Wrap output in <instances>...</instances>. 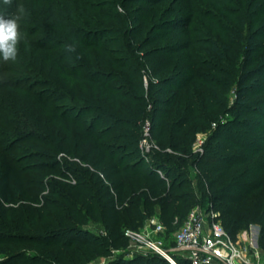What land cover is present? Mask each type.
<instances>
[{"label":"trees","instance_id":"1","mask_svg":"<svg viewBox=\"0 0 264 264\" xmlns=\"http://www.w3.org/2000/svg\"><path fill=\"white\" fill-rule=\"evenodd\" d=\"M33 1L43 5L42 19L20 26L29 37L21 42L26 56L12 65L0 59V264H92L126 248L125 230L142 228L152 216L170 235L193 207L208 204L233 238L258 226L263 253L261 26H250L241 42L245 18L239 25L226 13L234 26L220 27L202 15L216 35L195 40L190 0L184 16L170 19L172 12L162 24L122 6L167 0H59L67 15L58 0ZM107 6L108 14L99 11ZM2 9L5 18L16 16ZM166 33L183 40L151 49ZM113 37L120 40L104 47ZM237 44L242 58L231 75L221 65ZM232 85L243 112L221 123V115L237 109L227 110ZM243 113L248 120L238 118ZM146 120L160 150L145 157L139 142ZM208 130L194 154L197 136ZM139 261L171 264L159 257L108 264Z\"/></svg>","mask_w":264,"mask_h":264},{"label":"rangeland","instance_id":"2","mask_svg":"<svg viewBox=\"0 0 264 264\" xmlns=\"http://www.w3.org/2000/svg\"><path fill=\"white\" fill-rule=\"evenodd\" d=\"M59 1V0H58ZM188 0H167L161 2L159 5H156L154 7H150L147 4H144L143 1H139L133 5H125L122 6L126 9V12H130L134 15V17H142L145 15H148L150 18L153 16L154 19L152 22L154 24H162L169 20L168 18L172 14V12H176L170 19H177L182 16H184V11L182 10ZM192 1V8L193 12L197 14L195 17V24L191 25V28L193 30V35L195 40H205L206 37H213L215 38L216 33L214 31H210L209 26L207 24H204L202 20L199 18L200 16L204 15L207 18H209L211 21H213L218 26H223V24H226V22L229 23V25L232 27L234 26V21L236 23H239L240 25V18L246 19V24L239 29V32L242 34L238 36L237 41L243 40V38L248 37L250 26L257 23L258 25L256 27L261 26V34H264V0H190ZM60 7L62 10V15H67L69 8L66 6V4L61 3L59 1ZM10 7L12 10H14L15 15H19V24L21 28L26 29L27 24H31L32 22L34 25H36V22H39L42 19V9L43 5L38 2H34L33 0H19L18 5L15 6L14 0H12V3L10 5H5L4 0H0V12H2V7ZM18 6V7H17ZM20 8H23V13H20L18 10ZM100 8V7H99ZM123 8V9H124ZM119 11H121V7H117ZM99 11H104L106 14L109 13V6L100 8ZM122 12V11H121ZM240 12V13H239ZM231 14L233 18H236V20L228 19L225 14ZM234 14V15H233ZM32 20V21H31ZM31 22V23H29ZM105 23H112V21L107 20ZM138 25V24H137ZM238 26V25H236ZM237 32V34H239ZM52 34H54L52 32ZM155 34H163V31H153L152 35ZM168 34V33H166ZM25 36V37H24ZM22 38L29 39V37L26 36V33L23 35ZM112 45H103L106 48H111L114 44L117 43V40H120L119 37H113ZM182 39L181 36L176 37L174 33H169L166 35L162 40H159L155 42L150 48H163L166 46H170L173 44H176L177 42H180ZM22 42V39H21ZM19 43L18 45V55L26 56L27 49L24 48L22 43ZM118 48L120 47V43L117 44ZM116 45V46H117ZM241 45L237 44L232 47V53L230 57H228L227 64L221 65V67L224 69V72L231 74L233 73V68L238 67L241 62ZM197 50L202 51V47H198ZM182 53L176 54L174 56V61H176L178 58H180ZM27 61V59H25ZM5 64H13L12 62L8 61L5 62ZM224 91V89H222ZM236 101V93H235V85H232L229 88V92L227 93V110L236 109L237 105L235 103ZM148 109L150 107L148 106ZM243 111L242 109L237 108L236 111H232L228 115H225L224 118L221 116L219 117V121L221 123L225 122V119L228 118L230 120L237 117L238 114H241ZM238 118H244L245 120H248L249 116L247 113H243L242 115H239ZM213 128V127H212ZM210 133V130L206 131L205 133H202L198 135L197 137H202L201 142L202 146L200 148H203V145L206 141V138L208 134ZM140 148V146H139ZM141 151V150H140ZM194 154H198L199 152H193ZM252 232L253 236L255 237L256 245L258 247L260 256L264 260V252L262 253L261 249L258 246L259 242V227L256 225H253ZM95 230V228H93ZM101 234V232H99ZM249 233L247 234V236ZM174 236L173 234H167L166 231H164L162 234L156 235L155 238L162 241V245L160 247L161 251H153V250H140L138 252L132 251L131 248L128 246L126 248H122L119 250H111L110 254L101 257L96 262L92 264H108L110 261L116 259V258H124V259H134V258H153V257H159L162 259H166L167 257L170 258L175 262L176 259L178 260H184L180 253L176 252L174 250ZM244 236H239V239L243 240ZM163 254H162V253ZM140 260V259H139ZM176 263V262H175ZM91 264V263H90ZM138 264H142L141 261H139ZM157 264V263H156Z\"/></svg>","mask_w":264,"mask_h":264},{"label":"built area","instance_id":"3","mask_svg":"<svg viewBox=\"0 0 264 264\" xmlns=\"http://www.w3.org/2000/svg\"><path fill=\"white\" fill-rule=\"evenodd\" d=\"M145 84H147L146 81ZM201 139L202 137H197L193 152H202V148H200L202 146ZM139 146L142 155L145 157L160 150L151 136L150 120H146L142 126ZM166 152L171 153V150L167 149ZM157 172L163 177L161 171L158 170ZM253 227L251 225L244 232L243 240L239 239L241 236L239 234L233 238L223 227L219 212L215 211L211 204L205 208L196 205L175 232L174 250L180 253L189 264H264L255 237L251 233ZM164 231V225L159 217L154 215L145 221L142 228L125 230L124 236L132 251L153 250L159 252L162 241L155 236ZM166 259L171 264H177L168 257Z\"/></svg>","mask_w":264,"mask_h":264},{"label":"clouds","instance_id":"4","mask_svg":"<svg viewBox=\"0 0 264 264\" xmlns=\"http://www.w3.org/2000/svg\"><path fill=\"white\" fill-rule=\"evenodd\" d=\"M12 0H4L5 5H10ZM23 13V8L18 10ZM20 16L15 17L0 15V59L4 62H15L18 56V45L22 39V33L20 31L19 24ZM68 51H75L73 45L67 47Z\"/></svg>","mask_w":264,"mask_h":264},{"label":"crops","instance_id":"5","mask_svg":"<svg viewBox=\"0 0 264 264\" xmlns=\"http://www.w3.org/2000/svg\"><path fill=\"white\" fill-rule=\"evenodd\" d=\"M239 235H241V236H244L245 234H244V231L243 232H241V233H239Z\"/></svg>","mask_w":264,"mask_h":264}]
</instances>
